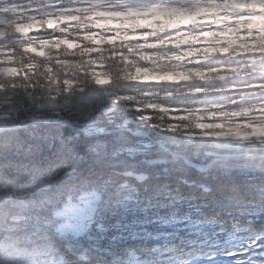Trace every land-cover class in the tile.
<instances>
[{
  "label": "snow or ice",
  "instance_id": "obj_1",
  "mask_svg": "<svg viewBox=\"0 0 264 264\" xmlns=\"http://www.w3.org/2000/svg\"><path fill=\"white\" fill-rule=\"evenodd\" d=\"M222 3L25 0L28 23L0 24V264H264V43L247 52L230 36L200 41L206 59L249 57L245 83L231 89L246 94L182 134L110 93L85 87L61 100L33 78L50 65L51 46L67 44L56 38L62 19ZM166 23L165 36L186 31ZM145 52L120 43L109 59L130 79L138 59L158 58ZM91 78L98 88L113 82L102 66Z\"/></svg>",
  "mask_w": 264,
  "mask_h": 264
},
{
  "label": "trees",
  "instance_id": "obj_2",
  "mask_svg": "<svg viewBox=\"0 0 264 264\" xmlns=\"http://www.w3.org/2000/svg\"><path fill=\"white\" fill-rule=\"evenodd\" d=\"M24 4L25 0H0V21H7L10 30L11 26L16 25L18 21H28V12L23 7ZM209 10V15L194 20L190 26L185 28L186 31L174 32L170 36L164 35L165 29L153 31L144 25H139L137 21L128 19L125 22L131 23L132 31L144 38L126 40L119 37L111 39L102 36L99 39L101 44L90 51L87 49L89 47L87 40L93 37L90 35L86 37L83 32L87 29L109 26L107 19L102 17V21L97 20L100 18L99 15L103 16L99 10L89 20H84L83 27L78 22L73 27L61 26L64 31L57 33V39L62 41L63 38L69 36L79 38L83 44L72 43L70 48L63 42L58 46L52 45L50 65L46 62L44 70L38 71L33 78L45 95H55L61 100H66L87 87L93 93H110L108 96L110 102L122 108L139 105L140 108L148 109L150 122L157 127L179 124V127L188 125V129L191 130L196 121L193 118L195 115L190 113L189 117L181 118L182 120L171 119L170 115L168 116L160 106L171 108L178 105L191 109L192 104L203 106L218 103L231 109L236 101L246 94L243 92L238 94L231 89L234 85L240 88L245 83L247 73L244 69L247 67L246 61L249 57L239 55L229 60L221 53L206 59L201 50L200 41L230 36L235 41L234 46L247 52L257 50L258 41L264 43V0H223L219 7ZM166 17L171 16L166 15ZM204 25H211V27L205 28ZM225 25L229 26L226 30ZM218 28L220 31H217ZM114 30L119 33L118 28ZM122 31H129V29ZM102 33H106L105 29ZM127 42H138L145 47L146 55L158 57L156 60L138 59L137 63L140 67L159 70L155 66L158 65L166 70L189 74L191 82L198 85L199 93L193 92L181 83H171L169 80L139 81L135 75L136 68L130 69V79L124 76L120 62L109 59V57L112 55L113 45ZM181 53L187 55H181ZM169 56L173 58L169 59ZM175 56H180V58L176 59ZM90 61L97 63H90ZM237 61L240 63L237 64ZM100 66L104 71L113 74V82L110 86L98 88L92 80L91 73L98 70ZM209 69H219V71H209ZM51 77L54 78L50 82ZM66 80L71 81V87L66 86ZM137 81L139 83H136ZM0 86L7 87L8 82L5 81ZM127 101H135V104H129ZM151 104L158 108H151L149 106ZM149 131L155 135L152 129ZM182 132L181 129L177 130V134H182Z\"/></svg>",
  "mask_w": 264,
  "mask_h": 264
},
{
  "label": "rangeland",
  "instance_id": "obj_3",
  "mask_svg": "<svg viewBox=\"0 0 264 264\" xmlns=\"http://www.w3.org/2000/svg\"><path fill=\"white\" fill-rule=\"evenodd\" d=\"M204 10V11H202ZM101 14H103V16H100V18H97L98 21H102V17L104 19H107L109 23V26L105 27V28H100V29H96V28H92V29H87L85 30L83 33V35H85L86 37H88V35H90V37H93V39H88V46L87 49L88 50H92L94 48H96L99 44H101V41H99L100 37H107V38H124L126 40H132V39H138V38H144V36H141L139 34H137L136 32L132 31V26L130 22H125L126 20L129 19V17H131V20L137 21L139 25H144L147 29H151L153 31H160L164 28H166L167 23L169 20V17L167 18L166 15H171V20H178L181 24L188 25L191 20L195 17L201 18V16H204L208 13L206 8H201L199 9L197 12L195 13H188L186 11H178L176 9H166V8H154L151 9L147 12H142V13H129L128 16L126 17L123 13H121L118 10L112 9V8H107L105 11H101ZM28 13H27V17H28ZM91 16L85 17L84 20H89ZM178 17H180L178 19ZM121 18L124 22H120L117 19ZM110 19H113V21H109ZM79 21V18H71V19H62L60 20V25H63L64 27L68 28V27H73L74 25H76V23ZM6 21L1 20L0 24H4ZM29 21H18L16 23L15 26L19 27V26H23L25 23H28ZM80 23V22H78ZM8 26V25H7ZM81 27L84 26V23L80 24ZM97 27V26H96ZM119 29L117 33L114 29ZM85 29V28H83ZM106 31V33H102V31ZM125 29H129V31H122ZM36 30V29H33ZM32 29H29V31H33ZM122 31V32H121ZM3 32V29L0 28V33ZM79 34H81L79 32ZM151 37V36H150ZM62 41H67L66 45L72 44V43H76L77 45H82V41L79 38H73V37H65L63 38ZM60 44H54L53 46H58ZM72 47V45H71ZM85 50V49H84ZM156 67L160 69H162V71L159 70H154L151 69L150 67H137L135 70V75L137 80L139 81H150V82H159L161 80H177L179 81L180 79L186 80L188 76H184L183 73L181 71H172V70H166L164 68H162L161 66L155 65ZM161 67V68H160ZM156 69V68H155ZM222 104H218V103H212L210 105H203L204 108L198 109V110H192V109H188V108H179V107H172L170 109H167L169 107H163L160 106L161 108H163V110L165 111V113L171 117V119H179L182 120L181 118L185 119L186 117H189V114H193L195 115V120H202V121H206V122H212L215 117L218 115L217 112L213 111V109L217 108L218 106H221ZM149 106H155L153 104L149 105ZM206 107V108H205ZM168 112V113H167ZM172 123V122H171ZM172 128H174L175 130H177V126L179 128V124L178 125H170ZM183 127V126H182ZM183 133V132H182Z\"/></svg>",
  "mask_w": 264,
  "mask_h": 264
},
{
  "label": "bare ground",
  "instance_id": "obj_4",
  "mask_svg": "<svg viewBox=\"0 0 264 264\" xmlns=\"http://www.w3.org/2000/svg\"><path fill=\"white\" fill-rule=\"evenodd\" d=\"M183 75L184 76H188L186 80H181V79L179 81H177V80L176 81L175 80H169V79H166V80H169V82H171V83H177V84L181 83L184 87H188V88L192 89L193 92L199 93V88H197L198 85L191 82V75L185 74V73H183ZM175 104H181V103H175ZM154 107L158 108L157 106H151V108H154ZM173 107H175V108L176 107L183 108V106H178V105L173 106ZM201 108H204V106H202L201 104H192L191 105V109L192 110H198V109H201ZM167 109H170V106ZM193 118H195V117H193ZM178 129H181V132H182L185 129H188V125L186 127L185 126L179 127V128H177V130Z\"/></svg>",
  "mask_w": 264,
  "mask_h": 264
}]
</instances>
